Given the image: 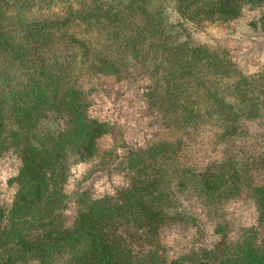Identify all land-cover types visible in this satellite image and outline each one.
Returning <instances> with one entry per match:
<instances>
[{
    "label": "trees",
    "instance_id": "trees-1",
    "mask_svg": "<svg viewBox=\"0 0 264 264\" xmlns=\"http://www.w3.org/2000/svg\"><path fill=\"white\" fill-rule=\"evenodd\" d=\"M151 1L0 0V156L18 161L10 204L0 202V264H264V65L244 72L224 48L173 29ZM172 1L199 26L264 8V0ZM137 76L146 81L143 117L165 135L128 145L108 168H122L125 184L71 196L77 164H109L100 140L111 124L89 114L92 93L104 92L105 78ZM209 134L221 156L197 166L186 138ZM185 192L220 239L171 259L159 230L184 223ZM247 195L262 225L229 243L226 206Z\"/></svg>",
    "mask_w": 264,
    "mask_h": 264
},
{
    "label": "rangeland",
    "instance_id": "rangeland-1",
    "mask_svg": "<svg viewBox=\"0 0 264 264\" xmlns=\"http://www.w3.org/2000/svg\"><path fill=\"white\" fill-rule=\"evenodd\" d=\"M150 3V10L162 12L173 29L185 27L194 41L224 48L244 72H253L264 65V8L246 7L243 14L234 20L213 24L204 22L205 25L199 26L182 18L172 0H152ZM253 22L255 26L251 25ZM103 82L104 92L98 89L92 93L91 98L95 102L88 111L90 115H98L111 124L109 132L100 140L102 147L111 151L105 159L109 164L98 163V158L93 163L77 164L66 188L71 196L82 186H90L97 195H102L112 186L125 184L126 177L122 168H108L119 163L128 145H141L153 135H165L160 126L152 123L147 116L143 117L144 79L137 76L135 81L116 82L112 78H105ZM92 84L99 88L100 82L94 80ZM246 126L251 132L258 128L254 123H247ZM186 141L189 144L187 156L197 166H203L221 156L222 146L214 144L212 134L206 137L189 136ZM17 166L14 154L9 152L0 156V202L4 208L10 204L14 193V186H8L7 179L15 173ZM181 204L180 208L186 218L184 223L164 226L159 230L160 242L167 246L171 259L213 246L220 239V235L213 231V221L206 218L194 196L185 192ZM66 214L68 219L72 218L73 206H70ZM225 214L230 224L227 236L229 243L237 239L240 228H257L262 225L258 222L256 205L250 195L230 200Z\"/></svg>",
    "mask_w": 264,
    "mask_h": 264
}]
</instances>
